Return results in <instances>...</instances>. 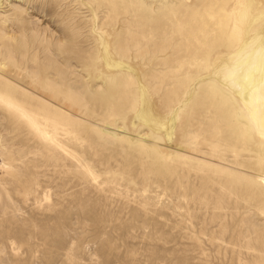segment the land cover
<instances>
[{
  "label": "rangeland",
  "instance_id": "374dc122",
  "mask_svg": "<svg viewBox=\"0 0 264 264\" xmlns=\"http://www.w3.org/2000/svg\"><path fill=\"white\" fill-rule=\"evenodd\" d=\"M153 1L145 0L157 14L178 3ZM102 2L0 0V62L13 61L0 63V264H249L234 237L264 247V185L240 167L246 157H210L203 131L186 140L198 108L189 103L176 116L188 88L181 72H164L165 55L153 54L162 36L139 45L137 57L107 50ZM55 64L74 89L75 76L88 78L96 94L84 96L87 105L43 114L5 88L16 73L15 87L30 94ZM20 109L35 112L38 125L24 123Z\"/></svg>",
  "mask_w": 264,
  "mask_h": 264
},
{
  "label": "bare ground",
  "instance_id": "6f19581e",
  "mask_svg": "<svg viewBox=\"0 0 264 264\" xmlns=\"http://www.w3.org/2000/svg\"><path fill=\"white\" fill-rule=\"evenodd\" d=\"M156 1L166 0L153 2ZM105 4L110 10H102L106 14L105 18L108 17L110 26L105 28L107 24H103L101 34L107 50L117 46L137 57L142 53L141 49H137L139 45H148L155 35L162 36L160 49L153 54L165 55L160 60L166 66L164 72H181L184 78L181 84L188 88L187 97L176 116L180 119L189 103L198 108L194 113V120L188 126L186 140L198 138L203 131L206 137L202 141L207 138L213 140L206 148L210 157L222 150L233 157H246L252 163L241 158L245 163L241 162L240 167L254 170L251 172L253 174L246 175L252 184L264 185V171L261 169L264 166V0H178L174 5L166 2L165 5L161 4V8L158 6V13H164L163 16L157 14L152 3L148 4L145 0H106ZM148 6L153 10L149 11ZM153 13L157 15L156 19ZM116 25V30L109 29ZM170 26L174 28L168 31ZM107 28L112 32L109 33ZM3 36V40L10 38L8 35ZM175 38H178L177 43L174 42ZM1 48L5 52L10 51L3 41ZM10 59L11 56L6 54L0 63L11 66L13 61ZM175 62L178 63L177 67L170 65ZM66 64L68 63L63 62L60 65L70 67V64ZM60 65H53L54 73L46 76L45 85H40L30 94L25 95L15 87L20 81L16 73L6 78L5 88L16 98L39 107L43 114L50 113L52 109L73 111L79 106L87 105L88 98L84 96L96 94L89 87V81H86L88 78L81 80L82 77L75 76L74 83L80 84L81 89H74L64 80L66 75L59 68ZM110 69L107 68L105 73L113 78L114 74ZM70 75H74L73 70ZM52 86L63 88V91L50 93L48 90ZM107 108L109 107L106 106V110ZM16 114L24 123L38 125V115L35 112L32 114L20 109ZM240 181L245 188L249 187L245 184L247 180ZM253 193L247 191L246 196L253 197ZM234 244H239L248 254L249 264H264V247H255L252 236L238 233L234 237ZM252 253L255 256L249 255Z\"/></svg>",
  "mask_w": 264,
  "mask_h": 264
}]
</instances>
